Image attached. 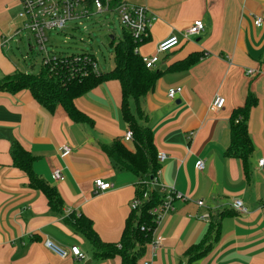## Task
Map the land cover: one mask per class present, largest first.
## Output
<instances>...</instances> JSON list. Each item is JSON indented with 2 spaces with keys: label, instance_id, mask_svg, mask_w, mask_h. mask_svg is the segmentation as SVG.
I'll list each match as a JSON object with an SVG mask.
<instances>
[{
  "label": "crops",
  "instance_id": "crops-1",
  "mask_svg": "<svg viewBox=\"0 0 264 264\" xmlns=\"http://www.w3.org/2000/svg\"><path fill=\"white\" fill-rule=\"evenodd\" d=\"M133 5L147 7L155 19L138 53L160 59L154 69L161 72L157 86L140 101L157 152L167 156L158 161L153 188L159 193L162 186L174 188L184 196L157 224L152 235L162 239V246L155 252L148 244L142 263L264 264V167L259 166L264 159V24L255 26L256 17L264 20V0H134ZM19 13L16 0H0V80L29 70L10 57L11 46L3 47L4 38L13 37V42L22 26ZM196 21L205 25L200 36L182 39L179 47L158 54L163 40L181 37ZM192 54L202 55L197 64L175 70V64ZM40 67L31 73H41L42 62ZM249 70L256 74L249 77ZM174 88L183 91L171 100L167 94ZM216 96L225 99L217 113L210 109ZM249 96L255 102L246 116L253 147L246 171L242 161L228 158L226 151L236 111ZM76 106L91 124L74 122L61 107L48 112L28 90H0V264H121L119 257L94 259L89 242L65 223L70 214L84 215L103 243L121 240L138 180L103 150L116 141L135 150L133 140H125L130 129L122 113L121 84L102 83L76 99ZM131 109H136L133 102ZM14 142L33 156L35 173L56 188L65 204L63 214L53 212L46 196L32 189L27 175L13 166ZM63 146L70 147L69 155H61ZM200 160L203 171L196 167ZM56 170H61L59 180L53 176ZM98 179L112 188L96 193ZM238 200L247 213L234 209ZM215 214L221 218L220 238L206 256L191 262L187 252L202 242ZM48 240L66 249L78 246L87 259H60L45 247Z\"/></svg>",
  "mask_w": 264,
  "mask_h": 264
},
{
  "label": "trees",
  "instance_id": "trees-1",
  "mask_svg": "<svg viewBox=\"0 0 264 264\" xmlns=\"http://www.w3.org/2000/svg\"><path fill=\"white\" fill-rule=\"evenodd\" d=\"M101 1L106 3V0ZM83 2L90 10H94L95 0H83ZM124 3H128V0H110V9L115 11ZM123 31L124 35L118 41L115 35H113L115 37L113 40L111 35L109 37L110 47L114 51V68L110 72L103 73L100 71V75L73 80L63 75H50L47 69H43L39 74L17 71L0 80V90L11 94L28 90L48 112L54 113L57 108L61 107L74 122L91 124L92 121L77 108L76 99L107 81L116 80L121 84L122 113L129 129L133 132L135 150H129L120 141L114 142L111 146L103 147V150L112 158L116 166L131 172L137 178L138 186L135 199H138L141 205L136 210L131 209L119 244L103 243L96 233L92 221L84 215L70 214L65 218V223L69 224L76 233L89 242L93 249L94 259L103 260L119 257L121 264H143L142 259L146 255L147 245L152 243V232L155 228L154 217L150 211L161 205L163 196L153 188L160 171V164L153 131L143 122L147 117L141 109L140 101L154 91L161 72L146 67L138 53V47L142 44L136 43L128 31ZM83 55L95 57L90 53ZM201 56L200 54H192L188 59L175 64V70L184 71L192 68L199 62ZM132 102L136 104L135 111L131 109ZM254 102L253 96H249L245 107L236 111L234 117L236 122L233 121L231 133V145L226 151L228 158L242 161L246 171L249 170V158L253 150L246 116H248L249 109ZM240 115L245 119L236 120V117ZM10 154L13 166L27 175L29 186L41 191L46 196L48 206L53 212L63 214L65 204L62 197L56 188L51 187L35 173L33 156L18 142L12 144ZM142 227H145L147 231H142ZM220 229L221 218L219 214L211 215L207 235L198 246H193L187 252L191 262L206 256L211 251L213 244L220 238Z\"/></svg>",
  "mask_w": 264,
  "mask_h": 264
},
{
  "label": "built area",
  "instance_id": "built-area-1",
  "mask_svg": "<svg viewBox=\"0 0 264 264\" xmlns=\"http://www.w3.org/2000/svg\"><path fill=\"white\" fill-rule=\"evenodd\" d=\"M21 7L18 18L22 22L21 28L17 31L16 35H20L23 31H27L34 38L35 46L31 47V52L36 50L42 56L41 62L43 69H47L50 75L57 76L63 75L66 78L73 80H82L90 76L100 75L98 60L90 55L83 54H57L48 49L50 38L48 37L49 31H65L70 22H75L78 26L85 27L84 23L89 21L96 12L98 13H117L124 30L128 31L136 43H144L149 37V31L154 22L151 16V11L140 5H131L124 3L120 5L115 11L110 9L109 0L106 3L101 0H95L93 9L90 10L83 0H16ZM264 24V20L260 17L255 18V26L260 28ZM205 31L203 21L194 22L189 28L178 35L170 36L163 40L158 46V54H167L179 47L181 40H188L191 37H198ZM12 38H4L3 47L10 46ZM143 63L150 70H154L160 59L158 55L142 57ZM256 71L249 70L247 75L252 77ZM182 88H174L168 91V98L174 100L176 96L182 93ZM225 106V99L221 96H216L211 104V111L217 113L222 111ZM126 141L133 140V132L128 130L125 135ZM61 155L67 156L70 154L71 149L68 146L61 147ZM165 154H158V161L163 162L166 160ZM260 167H264V159L259 162ZM196 167L199 171L205 168L204 161H198ZM61 170H56L53 174L54 178L59 180L61 178ZM154 184H158L156 180ZM96 193H104L112 188L110 183L98 179L95 181ZM160 193L163 196L162 203L158 207L152 209L150 214L154 217L155 233L156 226L162 217L169 214L174 209L175 200H183L184 196L177 192L174 188L166 189L164 186L160 187ZM141 205L138 199H134L131 203V209L136 210ZM199 206H203L204 202H198ZM235 210L247 213L242 201H235L233 204ZM142 231H147L145 227L141 228ZM154 251L162 246V239L154 236L152 240ZM45 247L55 256L60 259L75 258L78 261H85L87 256L78 246H72L66 249L54 241L48 240L45 242ZM150 264V263H147Z\"/></svg>",
  "mask_w": 264,
  "mask_h": 264
},
{
  "label": "rangeland",
  "instance_id": "rangeland-1",
  "mask_svg": "<svg viewBox=\"0 0 264 264\" xmlns=\"http://www.w3.org/2000/svg\"><path fill=\"white\" fill-rule=\"evenodd\" d=\"M128 3L132 5L134 0H128ZM84 25L85 27H82L70 22L65 31H49L48 49L57 54L90 53L98 60L101 72H110L114 68V51L110 47L109 37L115 35L118 41L124 35V27L119 15L96 12ZM10 43L11 50L8 53L11 58L17 60L22 68L29 69L27 72H40L42 56L36 50L30 51L29 47L35 46L34 38L30 33L23 31L20 35L15 34L14 41ZM26 56L28 58L24 60ZM33 64L36 66L34 70L29 67Z\"/></svg>",
  "mask_w": 264,
  "mask_h": 264
},
{
  "label": "water",
  "instance_id": "water-1",
  "mask_svg": "<svg viewBox=\"0 0 264 264\" xmlns=\"http://www.w3.org/2000/svg\"><path fill=\"white\" fill-rule=\"evenodd\" d=\"M115 37L113 35H111V39L113 40Z\"/></svg>",
  "mask_w": 264,
  "mask_h": 264
}]
</instances>
